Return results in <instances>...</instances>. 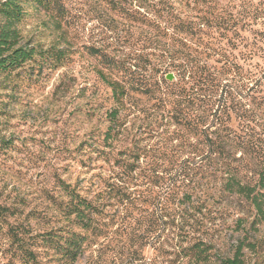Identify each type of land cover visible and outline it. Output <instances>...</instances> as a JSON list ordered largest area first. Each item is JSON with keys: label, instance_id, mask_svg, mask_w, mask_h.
Listing matches in <instances>:
<instances>
[{"label": "trees", "instance_id": "16d2710c", "mask_svg": "<svg viewBox=\"0 0 264 264\" xmlns=\"http://www.w3.org/2000/svg\"><path fill=\"white\" fill-rule=\"evenodd\" d=\"M106 1L117 6L123 2ZM35 5L52 15L63 11L59 0H0V77L21 71L26 64L55 68L68 62L65 50L42 51L23 43L20 26L27 9ZM180 29L187 31L185 24ZM184 45L183 55L174 57L180 62L172 67L177 78L171 82L93 52L114 106L103 139L96 142L100 144L88 145L84 155L108 165L109 174L86 186L59 180L54 213L43 219L50 228L40 233L34 232L31 222L17 220L15 211L0 207V233L9 242L7 264H78L97 246L101 247L97 260L119 246L134 249V254L154 245L159 251L158 245L164 247L161 239L171 234L177 240L179 264H217L213 242L196 236L199 220L185 229V214L193 219L207 210V193L198 186L212 177L219 181L217 201L236 199L238 207L251 212V227H264V66L257 60L263 58L258 51L262 50H250L240 57L241 63L221 47H209L208 55L215 61L208 65L198 56L191 58ZM194 51L199 54V49ZM134 96L167 99L168 123L174 130L161 133L164 120H155L133 131L120 114ZM154 135L161 139L151 143ZM124 138L129 144L121 146ZM81 163L85 165L84 160ZM204 168L210 173L201 172ZM10 217H15L14 223ZM53 218L57 226L51 227ZM246 251L256 253V243L242 239L233 255L219 264H248Z\"/></svg>", "mask_w": 264, "mask_h": 264}, {"label": "rangeland", "instance_id": "374dc122", "mask_svg": "<svg viewBox=\"0 0 264 264\" xmlns=\"http://www.w3.org/2000/svg\"><path fill=\"white\" fill-rule=\"evenodd\" d=\"M59 1L63 6L59 15L29 7L20 29L23 43L42 51L65 50L68 62L55 68L26 64L21 71L0 77V140L7 142L0 144V207L15 211L24 224L31 222L36 233L50 228L43 219L54 213L59 180L86 186L109 174L108 165L84 155L88 145L100 144L96 142L103 139L114 106L99 74L100 59L93 52L132 71L163 75L169 82L177 78L172 67L180 61L174 57L183 55L185 43L191 58L198 56L208 65L215 61L208 55L209 47H221L241 63V56L261 48L263 58L257 60L264 66V0H123L118 6L106 0ZM183 24L185 33L180 31ZM159 101L134 96L122 108L121 120H127L133 131L155 120H164L161 133L174 130L168 123L171 106L167 99ZM160 136L154 135L150 142ZM125 139L121 146L129 144ZM207 170L201 172L209 174ZM97 174L103 177H93ZM218 184L215 177L199 182L198 190L207 193L208 208L193 219L185 214V229L199 220L196 236L213 242L217 264L231 257L242 239L257 247L256 253L246 251L248 264H264V227L252 228L251 212L238 207L236 199L217 201ZM15 220L9 218L11 223ZM54 220L51 227L57 226ZM161 240L164 247L158 245L159 251L154 245L134 254V249L119 246L100 260L97 246L78 264H179L174 234ZM8 244L0 233V264H7Z\"/></svg>", "mask_w": 264, "mask_h": 264}, {"label": "water", "instance_id": "95a60500", "mask_svg": "<svg viewBox=\"0 0 264 264\" xmlns=\"http://www.w3.org/2000/svg\"><path fill=\"white\" fill-rule=\"evenodd\" d=\"M170 77H171V76H170ZM170 77H169V79H171Z\"/></svg>", "mask_w": 264, "mask_h": 264}]
</instances>
